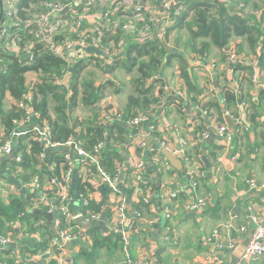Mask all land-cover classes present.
<instances>
[{"label":"trees","instance_id":"1","mask_svg":"<svg viewBox=\"0 0 264 264\" xmlns=\"http://www.w3.org/2000/svg\"><path fill=\"white\" fill-rule=\"evenodd\" d=\"M55 1L62 2L64 6L71 5L72 3L75 8H80L81 4L84 5L85 3L79 0H21L18 6V14L23 19H27L29 15L34 17V14L39 11L38 8L43 2ZM160 1L161 0H158L154 3L149 0L151 4L157 5L160 4ZM185 4L187 5V9L183 11V15L175 21L174 26H169L166 31L169 33L173 28L179 29L178 33L186 30L184 32L185 35H189V39L184 44L185 48L200 54H208L211 47L218 48L222 53L221 58L217 61L220 65H225L226 52L232 43L235 44L238 52L246 53L244 50L246 47L249 50V52L246 53L247 55H255L258 59L262 56L264 52V12L258 7L259 5H255V8L258 10H255L253 13H248L249 9H247V6H250L249 1L235 0L232 4H220L216 11V15H211L209 10L210 5L205 0H187ZM235 7H242L243 9H247V11H231ZM121 11L123 10H119L118 12L120 13ZM71 13L72 11L67 12L65 18H69ZM127 13H131L128 17L130 20L134 21L137 26L143 25L141 21L133 20V12ZM116 15L117 13L113 14L110 18L115 24L114 27L109 28L106 24L100 23L104 33L103 45L104 47L111 46V55H117L120 49L123 48L122 34L126 31V28H123L122 25L120 28L116 25ZM172 15L174 16L173 13ZM146 16L149 17L148 14ZM68 31H70L69 28L60 29L58 33L54 35L53 40L59 43L68 38L66 34L63 35L64 32ZM26 32L27 31H22V44L29 43L33 46L32 51L35 53V59L32 64H25L23 61L26 57L17 56L8 51H4L0 54V134L3 133L4 137L7 138L8 135L15 130L14 121L22 120L26 115V110L24 108H19L13 104L6 107L3 98L7 96L11 102H14L16 99L23 97V94L27 92L28 89L26 86V74L35 72L39 75V79L32 89L34 95L30 105L31 109L38 114L37 118L41 123L45 122L50 126L49 143L51 142L52 144L64 146L63 148H65V151L60 150L59 157L54 160H48L47 143L45 141H39L38 132L34 130H28L27 133L21 134L16 138L14 137L12 140L10 139L14 143V146L17 144V154L19 156L15 159H7L6 168L10 174L19 179L23 185L27 187L28 191L27 193L18 189L15 191H7L5 195H3L4 197H0V235L14 234L15 230L13 225L17 221H19L24 230L33 232V229L38 227L39 223L44 219L43 214L30 212L25 204V199H27L30 206H32L31 200L36 196L35 192H30V187L34 179L39 180L42 187H47L48 197L51 202V207L43 206L41 210L49 212V209L53 211L56 209L54 206L65 186L63 182L58 185H51L49 181L51 179L61 178L63 176V170L65 171L69 168V160L65 155H69L74 160L76 163L75 166L79 164L78 161L82 159V157H80V155L78 156L74 147L82 148L89 157L98 156L97 163L89 166L91 175H96L100 168L110 174H115L117 172L121 173L124 167V159L121 154H119L121 152L118 149L121 147L130 149L132 147L130 139L142 138L141 135H133L135 128L126 125L124 122L133 119L138 112L140 114L144 111L156 110V106H154L155 99H153L152 94L155 87H163V78L160 73L164 63L170 64L174 60H178L180 66V68L178 67L179 73L181 80L184 82V86H181L179 89H182L186 93L185 97H181L179 94H176V92L172 93L169 96V104L180 109L182 112L188 109V107H194L193 105H196L190 104L191 100L188 102V94L196 87L185 67V57L182 53L177 51L169 52L171 49L168 45L171 40L170 33L169 35L167 34L166 41L157 39L155 41L139 42L132 39L128 43L122 54L123 59L120 60H122V66L128 73L133 74L135 72L131 80V86L133 87L135 95L130 96L125 109L119 108L123 121L106 124L101 117V108L96 110L91 108L99 103V99L104 96L110 85L107 83H97L96 78L83 77L84 75H81V72L89 66L92 59L94 62L98 60V65L101 62L107 61L110 58V54H98L95 56L96 58L92 57L90 61L83 60L75 62L73 59L70 61L68 56L60 57L55 55L47 48L46 42L37 38L34 33L28 34ZM74 37H76V34H74ZM180 38H183V36L178 37L179 43ZM238 38H242L245 41L240 44ZM117 60H119V58H117ZM239 67L243 75L249 78L254 85L262 86V82L258 84L253 82V68L250 65L242 63L239 64ZM65 74L72 77L69 82H65L63 85L59 84L58 82L61 81ZM92 75H94V73H92ZM262 76L264 77V69H262ZM157 83H159V85H156ZM223 95L226 107H220L219 114L210 108L211 105L214 106V103H203L201 107L199 104L196 106L201 112H205V116H213L216 121L226 123L227 115L225 116V113L232 116L233 119L241 115L239 112L232 109V104H237V100L240 96L239 92H236L231 86L224 89ZM79 106L89 108L93 113V119L87 120V117L79 118L76 117L75 113L72 117V113ZM230 110L233 112V115L230 113ZM245 113L251 124L255 126L256 121L252 120V118L250 120L248 111H245ZM72 118L75 123L70 120ZM154 118L153 116L150 121L146 122L144 127L147 128L152 142L158 141L157 138L164 140L165 137H163V134L159 131V121L156 120L154 122ZM150 122L152 123L148 125ZM237 128L240 129L238 126ZM198 131V136L202 135L204 132H210V124L201 132L200 130ZM165 140L167 141L166 138ZM195 140L194 143H196V145L201 144L197 142V137ZM70 142L72 146L68 145ZM101 143L103 144V148L99 152L97 146ZM184 148L186 149L187 147ZM200 148L201 147H199V151L196 153L198 155L201 154ZM135 150L145 157L146 164L149 161L157 162L156 154L159 153V149L152 148L148 150L147 148L143 149L137 146ZM186 153L195 163L196 160L191 157L193 155L190 154V151L186 149ZM43 154L45 155L44 157ZM54 163L57 166L58 172L50 168ZM132 171L133 164H131L125 172L124 178L129 187V192L132 191V193H134V188L130 186L133 182L131 176ZM144 176V183L142 185L143 193L139 195L141 200L134 206V210L138 212L139 216V220L133 224V232L136 231L138 232L137 234L146 230L145 223H143L145 220L155 219L150 217L151 214H149L150 211L153 213L151 210L152 203L143 198L146 192L150 193L146 182V166ZM0 179L5 180L2 176H0ZM199 180L200 178H197L196 189H199ZM78 181L79 186L76 194L72 192V188L71 193L73 199L77 198L79 201H82L83 197L90 199L89 205L81 210L85 218L92 219L93 215L99 213H102L105 217H110L115 203L117 202L111 201L108 203L107 201L98 202L96 200L95 193L98 191L101 183L87 182L83 184L79 176ZM181 194L182 193H180V195ZM174 197L175 196L172 198ZM191 199H193V197L186 195L184 200H181V202H183L182 206L187 213L194 212L188 205ZM203 199L206 200L207 205V198L205 197ZM72 205L71 211L77 213ZM203 210L205 209L203 208ZM58 222L60 223V227L70 228L71 232L79 237V230L81 227L78 223L75 221L68 222L65 217L59 218ZM44 227V224H40L38 229L40 230ZM58 230L59 227L56 228V231ZM47 231L49 232L46 238L32 247H27L29 251H32L31 256L52 249L55 256L58 257L60 250H64V246H61L62 244L59 243L51 246L50 240L55 237L51 230ZM132 241L133 237L131 235H126L123 230L115 231L109 228L108 232L100 234L99 227H92L87 231V235L80 240V246L78 250L74 252L72 264H100L99 261L101 262L104 257L108 258L110 255L113 256V254L109 255L112 250L121 255L122 258H119V260H121L119 262H123L129 258L135 259L139 252L136 255L132 254ZM59 246H61V248ZM11 250V247H9L8 250L3 252L4 259H2V254H0V262H6L7 264L15 263V256H8L11 254ZM151 254L154 255V253ZM48 260V264H59L60 258H48ZM211 260L214 261L213 258H210L205 260L203 264L209 261L212 262ZM65 264L70 263L66 262Z\"/></svg>","mask_w":264,"mask_h":264},{"label":"crops","instance_id":"2","mask_svg":"<svg viewBox=\"0 0 264 264\" xmlns=\"http://www.w3.org/2000/svg\"><path fill=\"white\" fill-rule=\"evenodd\" d=\"M151 1L156 2L158 0ZM99 2L100 0H96L95 3L97 5L90 17L87 18V24L94 22L107 24V19L102 9L98 6ZM1 9L2 6L0 5ZM66 14H61L57 18H65ZM129 15L131 13L121 11L120 13L117 12L115 16L116 21H114L118 28L121 25L126 28V31L122 34L123 48L120 47L121 49L116 55L117 58L123 59L122 54L132 39L139 42L155 41L157 39L166 41L168 34L166 31L170 25L158 24L153 33L148 35L143 31L135 30L133 27L135 22L130 20ZM1 16L2 14L0 13ZM174 25L175 23H173ZM178 30L173 28L169 31L171 37L175 36L173 41H176ZM188 39L189 35L186 34L183 38H180L179 44L172 42L173 45H170L168 43L171 48L169 52L177 51L185 57V67L196 87L188 94V102L191 100L190 104H199L200 107L203 103H214V106L211 105L210 108L218 113L220 107H226L223 95L224 89L231 86L236 92H239L241 97L237 100V104H232V109L241 115L248 111L250 120L252 118V120L256 121L255 126L252 124L249 131H242L237 128L232 116L225 113V116L227 115L233 120L234 130L231 131V140L219 146L217 142L221 138L216 130L213 129L209 117L205 116L198 108L192 106L182 112L169 104V96L175 90L183 91L179 88L184 86V82L181 80L179 73L178 60H174L170 64L164 63L160 73L163 78V87H155L152 94L153 99H155L154 106H156L154 122L156 120L159 121V131L170 145L187 147V151L189 150L190 154L193 155L191 157L196 160L195 165L205 175L200 177L199 189H196V194H193L195 196L190 194V180L186 173L183 158L180 157L182 165L177 164V166L170 163L168 159H162L158 162H147L146 182L150 193L146 192L149 196V201H146L152 203L151 210L153 213L149 209V214H151L150 217L155 218V223L153 227H146V230L139 234L136 231L133 232V224L139 220L138 212L134 210V206L141 199L139 195L137 196L132 191L129 192L125 178L114 187L101 184L95 193V197L98 202L107 201L108 203L124 199L127 219L123 228L127 230L125 231L126 235L133 237L131 245L132 254L134 255L143 249L154 253L156 260L160 264H203L205 260L210 258L222 261L225 264H235L242 256L244 243L248 237L250 238L255 226L258 225L251 219V216L254 214L259 220L264 218V77L262 86H258L254 85L249 78L243 75L242 71L239 70V65H218L214 71H206L205 67L209 62L218 61L221 58V51L218 48L211 47L210 52L208 54L205 53L206 55L195 53L185 48L184 44ZM238 41L241 44L245 40L238 38ZM97 54H99V51L92 47H80L71 51L69 56L75 62H78L83 60L90 61ZM102 63L108 65L99 82L109 84L110 86L107 90L117 89L115 94L110 95V104L125 109L130 96L135 95L131 86V80L135 72L130 74L123 66H118L115 67L116 74H114L109 69L113 63L112 60L108 59ZM259 63L264 69V52L259 58ZM156 85H159V83ZM95 106L96 109L100 108L98 103ZM197 111L200 112L198 115L195 114ZM230 113L233 115L231 110ZM218 122L220 123V121ZM209 124V137L200 145H196L194 140L197 137L198 130L201 132ZM225 124L231 130L227 120ZM142 129L147 130L146 127ZM141 136L145 139V135L141 134ZM152 143L158 147L160 146L158 141ZM199 147H201V154L198 155L196 153L199 151ZM15 149L16 154L13 152L7 158L0 157V176L6 181H9V179L2 174L1 169L8 171L6 160L16 158L17 144H15ZM135 149L134 144H132L130 149L122 147L118 149L121 152L119 154L124 159L123 175L130 166H127V162L133 164L134 154L137 152ZM147 149L151 150L152 148L149 149L147 145ZM60 150L65 151V148H61L58 145L48 147L47 159L54 160L59 157ZM51 168L58 172L55 163L51 165ZM78 170L76 165L71 183L74 194H76L79 186L78 176L75 177V174L78 175ZM252 178L257 180L258 188L256 189H252L248 183ZM16 189L18 188L16 187ZM166 190L173 191L175 194L174 198L178 200L174 198L165 200L164 193ZM180 193L182 194L180 195ZM185 194L194 199L206 197L207 205L204 208L205 210H192L194 211L193 213L185 212L182 206L183 202H181V200H184ZM80 202L77 198L73 200L72 206L77 212L80 211ZM171 209L173 213L169 212ZM51 212L53 213L51 219L44 215L43 220H45V223H39V226L44 224L45 227L40 230L38 229L39 226L35 227L33 232L24 230L19 221H17L13 225L14 234L9 235L14 240L13 243L8 245V248L11 247V251L15 252L21 259L31 256L32 251H29L27 247H32L46 238L49 232L47 230H51L54 235L53 229H56V222L63 217L57 209ZM87 220L96 223L94 227L100 228V234L108 232V217ZM50 221H52V224L49 223ZM82 230L83 228L81 227L77 239L70 241L71 246H64L65 259L70 264L73 263L74 252L80 246ZM215 232L218 233V238L221 241L224 240L226 242L223 250L217 249L215 244L208 241ZM85 235H87V232ZM28 239L34 240L35 243L33 245L27 243ZM115 252L112 250L109 255L113 254V256L104 257L99 263H119L121 255ZM48 262V258L41 257L15 264H48ZM252 263L264 264V256L258 257Z\"/></svg>","mask_w":264,"mask_h":264},{"label":"built area","instance_id":"3","mask_svg":"<svg viewBox=\"0 0 264 264\" xmlns=\"http://www.w3.org/2000/svg\"><path fill=\"white\" fill-rule=\"evenodd\" d=\"M21 0H0L2 8L4 10V14L0 17V52L8 51L14 55L17 56H23L26 57L23 61L25 64L30 65L34 62L35 59V53L32 51L33 46L29 43L22 44V33L21 31H27L26 33H34V35L45 41L47 44V48L52 51L55 55H58L60 57H69V53L71 51H74L80 47H92L93 49H96L99 51L100 54L109 55L111 52V46L104 47L103 43V29L101 24H97L96 22L90 23L87 25L86 21L87 18L90 17L92 13L93 7H95L97 4L95 3L96 0H79L82 2H85L84 5L81 4L80 8L73 7L72 3L71 5L64 6L58 2H43L41 6L38 8V12L34 14V17L29 15L27 19H23L19 16V4ZM187 0H161L160 4H151L149 0H100L98 3V6L102 9L106 19L107 24L106 26L109 28H112L115 26L114 22L110 19L113 14H116L119 10L127 11V12H133V20L141 21L143 25L137 26L135 23H133V27L137 31H143L146 34H151L155 30V27L158 24H165L166 26H169L174 21L177 20V18L181 17L183 15V11L187 9V5L185 4ZM210 5V13L211 15H216V11L218 9V6L220 4H232L235 0H205ZM33 8V7H31ZM35 8V7H34ZM67 12L72 11L69 18H57V16H60L61 12H63L65 9H67ZM242 7H239V9ZM174 14V16L172 15ZM149 15L147 17L146 15ZM153 24V25H152ZM63 28H69L70 31L75 30V32H78L76 34V37L73 39L66 38L61 42H56L53 40V37L55 34L58 33L60 29ZM16 30L17 33L13 34V31ZM20 31V32H19ZM98 55V54H97ZM71 61V58H70ZM242 63H246V65H250L253 68V75L252 79L255 84H258L259 82H262V68L259 63V59L255 55H247L244 52H238L236 50L235 44L232 43L227 52H226V63L227 66L232 65H239ZM220 65L217 63L216 60H213L208 63V65L205 67L206 71H214L217 66ZM72 76L64 75L59 81V84L69 82L70 78ZM26 85H28V90L23 94V97L16 99L12 104L14 106H17L19 108H24L27 110L26 115L23 117L22 120H15V130L14 132L10 133L8 137H4V134H0V157H8L11 155L14 150L15 146L14 143L11 141L12 138H16L17 136L27 133L28 130H34L38 132V139L39 141H45L47 143L46 147H49L50 145H58V144H52L49 143V134L51 132V128L48 124L45 122L41 123L38 120V114L36 112L31 113L29 109H31V102L33 99L34 91L33 86L34 83H29V81L26 82ZM176 94H179L181 97H185L186 93L185 91H174ZM110 95L111 94H105V96L102 99V102L100 103L101 108V117L105 121L106 124H111L119 121H123L122 115L119 112V107L117 105L110 104ZM99 104V103H98ZM197 107V106H196ZM198 108V107H197ZM33 110V109H31ZM32 114V115H31ZM205 114V112H204ZM155 116V111L149 110L144 111L142 113L136 114V116L129 120L128 122H124L128 126H133L136 128H143L146 122L150 121L151 118ZM212 123L213 129L216 130V132L220 136V141L217 142L219 146L224 145L225 143L229 142L231 140V131L229 130L228 126L225 123H219L216 121V119L213 116L209 117ZM235 124L240 128L242 131H249L252 127L251 122L248 119V116L246 113H243L242 115L234 118ZM149 133V132H148ZM134 135V134H133ZM210 135V132H204L202 135L197 134V142L203 143V141L208 138ZM11 139V140H10ZM159 144L161 147H165L169 149L172 153L175 155L183 158V162L186 167V173L189 176V182H190V194H196V187H197V178H200L202 176H205L200 169L195 165V163L192 161V159L187 155L186 149L184 146L178 147V146H172L170 145L164 138V140H161L160 138H157ZM196 141V140H195ZM131 146L132 144L135 145V147H142L143 149L147 148V143L145 142V139L139 138V139H130ZM70 146L71 142L68 144ZM60 147H64L61 145H58ZM103 148V144H99L97 146V150L100 152ZM74 149L77 151L78 155L82 157L78 161V176L81 181V183H87V182H95V183H101L102 185H108L110 187H114L117 185L122 179H124V175L120 172H117L115 174L107 173L104 169L100 168L98 173L96 175H91L89 166L91 164L97 163L98 156L89 157V155L80 147H74ZM17 156H19L17 154ZM16 156V157H17ZM45 155L43 154V157ZM66 158L69 160V168L67 170H63V176L61 178L51 179L49 181V184L58 185L59 183H64V188L62 189V193L57 200V203L54 207L61 213L63 217L68 222H73L75 219L79 216H84L83 212L80 210L77 213H73L71 211V205L73 204V196L71 193V183L72 179L75 173V162L74 160L69 156L65 155ZM162 159H166L161 152L159 151L158 154H156V161H160ZM133 163V171L131 173V176L133 178V182L130 184L134 188V194L137 196L142 194V185L144 183V173H145V166H146V159L142 154H139L136 152L134 154V160ZM51 168V167H50ZM123 170V169H122ZM250 187L252 189L258 188L257 180L252 178L248 181ZM31 190L30 192L34 193L35 195L32 198V208L34 209H41L43 206H50L51 202L48 197V190L47 187H42L39 180L34 179L31 184ZM16 186H14L11 182L0 179V195H5L7 191H15ZM173 196H175L174 192L171 190H166L164 193L165 200H170ZM195 196V195H193ZM145 200L149 201V196L144 194ZM90 202V199L83 197L82 198V205L83 208L88 206ZM188 205L192 210H203L206 206V200L203 198H196L191 199V201L188 202ZM53 210L49 209V212ZM170 213H173L172 210ZM254 215V214H253ZM251 216V219H253L257 226L253 229L252 233L250 234V240L245 247V250L235 264H252V262L257 259L258 257L264 256V218L259 220L258 217ZM102 217H105L102 215V213L95 214L92 216V219H102ZM127 219L126 214V207L124 204L123 199L119 200L117 203H115V206L113 208L112 214L110 217H108L109 222V228L114 229L115 231H127L124 230V224ZM42 223H45V220H42ZM143 223H145L146 227H152V225L155 223V219H147ZM59 227V230L57 231L64 242H70L72 240H75L78 238L76 234H73L68 227H60V223L56 222V228ZM243 230V228H242ZM245 230V229H244ZM208 241L215 244V247L219 250H223L226 242L223 240L221 241L218 238V233L215 232L213 234L212 238H209ZM51 246L57 245L59 242L56 238H53L50 240ZM13 243V240L10 237H7L5 235H0V254H2L3 258V252L8 250V245ZM62 244V243H59ZM233 245V244H230ZM61 246H64L63 244ZM61 246H59L61 248ZM64 250L59 252L58 257L55 256L52 249L45 250L43 253H38L34 256H27L26 258H20L16 255L15 252H12L8 256H15L16 260L15 263H19L21 261H29L31 259L36 258H60L59 264H65L67 260L65 259ZM7 256V257H8ZM6 257V258H7ZM5 258V259H6ZM21 259V260H20ZM66 260V261H65ZM215 260V259H214ZM212 261V260H211ZM13 263V264H15ZM68 263V262H67ZM0 264H7L6 262H0ZM117 264H160L154 255L149 253L146 250H139L138 256L133 259L129 258L123 262H119ZM206 264H225L222 261L215 260L212 262H206Z\"/></svg>","mask_w":264,"mask_h":264},{"label":"rangeland","instance_id":"4","mask_svg":"<svg viewBox=\"0 0 264 264\" xmlns=\"http://www.w3.org/2000/svg\"><path fill=\"white\" fill-rule=\"evenodd\" d=\"M249 1V3H250V6H247V9H249V11H248V13L249 12H255V10H258V9H256L255 8V5H259L258 7L262 10V12H264V0H248ZM55 2H58V3H60V4H62L63 5V3L62 2H59V1H55ZM155 3V2H154ZM0 5H1V2H0ZM2 6V5H1ZM94 8L95 7H93V9H92V12L94 11ZM67 10H68V8H67ZM236 10H241V11H246V9H243V8H240L239 9V7H235L234 9H232L231 11H236ZM0 13L3 15L4 14V10H3V8L0 10ZM67 13V11L65 12V14ZM255 14V13H254ZM63 15H64V13H63ZM184 31H186V30H183V31H181V32H179V33H177V35H176V41H173V39L175 38V36H172L171 37V40L169 41V44L170 45H173V43H177V44H179V41H178V37H181V36H185V32ZM15 33H17L16 32V30H14L13 31V34H15ZM70 33H72V34H70ZM78 32H75V30H73V31H68V32H64L63 33V35L64 34H66V36L68 37V38H70V39H73V38H75L74 37V34H77ZM73 35V36H72ZM168 35H169V33H168ZM171 36V35H170ZM173 42V43H172ZM245 52L246 53H248L249 52V50H248V48H246L245 47ZM112 51V50H111ZM0 54H2V52H0ZM110 60H112V64L110 65V67H109V69L111 70V71H113L114 72V74H116L115 72H116V68L115 67H118V66H120V67H122V64H123V62H122V60H117V57H116V55H111V52H110V58H109ZM115 59V60H114ZM98 61V60H97ZM94 62V60H92L91 61V63L89 64V66L88 67H86L82 72H81V75H84L83 77H85V76H87V78H96L97 79V83L100 81V78L104 75V72H105V68H106V66L108 65V64H104V63H100V64H98L97 65V63L98 62ZM92 73H94V75H92ZM38 79H39V75L37 74V73H35V72H29V73H27L26 74V82L27 81H29V83L31 84V83H36L37 81H38ZM27 86V88H28V85H26ZM28 90V89H27ZM116 91H117V89H108V90H106V92H105V94H111V95H113V94H115L116 93ZM105 94H104V96H105ZM103 96V97H104ZM103 97L101 98V99H99V104L102 102V99H103ZM3 101H4V105L6 106V107H9V105L10 104H12V102H11V100L6 96L5 98H3ZM97 105V104H96ZM119 108H121V107H119ZM194 108H196V106H194ZM91 109H94V110H96V106L94 105ZM30 110V112L31 113H34V111L33 110H31V109H29ZM26 112H27V110H26ZM74 113H75V115H76V117H87V120H89V119H93V113H92V111H90L89 110V108H85V107H81V106H79V107H77L76 108V110L72 113V117L74 116ZM27 114H28V112H27ZM35 114V113H34ZM29 115V114H28ZM32 115V114H31ZM73 123H75V121L73 120V118L72 119H70ZM0 197H4L3 195H0ZM82 208H83V205H82V201L80 202V210H82ZM5 236H7V237H10L9 235H5ZM11 238V237H10ZM12 239V238H11ZM12 240H14V239H12Z\"/></svg>","mask_w":264,"mask_h":264},{"label":"water","instance_id":"5","mask_svg":"<svg viewBox=\"0 0 264 264\" xmlns=\"http://www.w3.org/2000/svg\"><path fill=\"white\" fill-rule=\"evenodd\" d=\"M67 11V9H65L63 12H61L60 14H63ZM200 112H195V114H199ZM226 120L229 124L230 127V131L234 130V123L233 120L229 117L226 116ZM148 125H150V123H148ZM147 129V128H146ZM145 135V142L147 143L149 149L155 147V149L159 148V151L161 152V154L169 160L170 163H172L173 165L177 166V164L182 165V159H180L179 156L175 155L174 153H172L169 149L165 148V147H161V146H156L155 144L152 143L151 138L148 134V130H143L142 128H136L134 131V135ZM14 153L16 154V149L14 151ZM17 156V155H16ZM7 158V157H5ZM131 165L130 163L127 162V166ZM2 174L9 179V181L16 186L18 189H20L21 191L27 193V187L25 185H23V183L17 179L15 176H13L12 174H10L8 171H6L5 169H1ZM75 177H77V174H75ZM76 180V179H75ZM25 204L27 206V208L29 209L30 212H35V213H39V214H43L46 215L47 217H49L51 219L52 217V212H44L41 209H34L30 206L29 201L27 199H25ZM75 222L78 223L82 228V233L80 234L81 239L85 236L86 232L94 227L96 225L95 222L93 221H89L87 220L84 216H79L75 219ZM50 224H52V221L49 222ZM54 232V236L55 238L58 240L59 243H62L65 247H69L71 246L70 242H64L63 239L61 238V236L59 235V233L56 231V229H53ZM250 238L248 237V239L246 240V242L244 243L243 247H242V254L245 250V247L247 246L248 242H249ZM29 244L33 245L35 243L34 240L28 239Z\"/></svg>","mask_w":264,"mask_h":264},{"label":"clouds","instance_id":"6","mask_svg":"<svg viewBox=\"0 0 264 264\" xmlns=\"http://www.w3.org/2000/svg\"><path fill=\"white\" fill-rule=\"evenodd\" d=\"M179 18H180V17H179ZM179 18H177V20H178ZM173 23H175V21H174ZM173 23H172V24H170V26H173ZM99 54H100V53H99ZM232 66H234V65H232Z\"/></svg>","mask_w":264,"mask_h":264}]
</instances>
